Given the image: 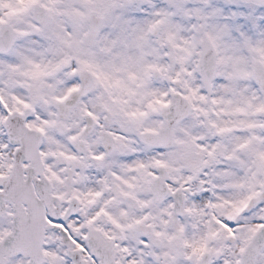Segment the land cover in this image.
<instances>
[{
  "label": "snow or ice",
  "instance_id": "snow-or-ice-1",
  "mask_svg": "<svg viewBox=\"0 0 264 264\" xmlns=\"http://www.w3.org/2000/svg\"><path fill=\"white\" fill-rule=\"evenodd\" d=\"M0 264H264V0H0Z\"/></svg>",
  "mask_w": 264,
  "mask_h": 264
}]
</instances>
